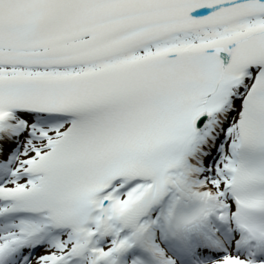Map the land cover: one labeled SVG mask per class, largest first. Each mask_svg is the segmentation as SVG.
<instances>
[{
    "label": "snow or ice",
    "instance_id": "obj_1",
    "mask_svg": "<svg viewBox=\"0 0 264 264\" xmlns=\"http://www.w3.org/2000/svg\"><path fill=\"white\" fill-rule=\"evenodd\" d=\"M0 264H264V0H0Z\"/></svg>",
    "mask_w": 264,
    "mask_h": 264
}]
</instances>
